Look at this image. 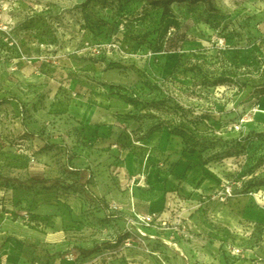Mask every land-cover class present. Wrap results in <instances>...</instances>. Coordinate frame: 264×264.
Wrapping results in <instances>:
<instances>
[{"label": "rangeland", "instance_id": "rangeland-1", "mask_svg": "<svg viewBox=\"0 0 264 264\" xmlns=\"http://www.w3.org/2000/svg\"><path fill=\"white\" fill-rule=\"evenodd\" d=\"M101 109L138 123L128 144L121 140L139 158L119 180L130 198L142 204L163 190L187 198L157 187L184 152L189 169L202 164L217 181L203 200L220 202L226 181L241 182L220 203L236 199L264 214V0L174 2L167 14L147 0H0V221L62 232L61 249L48 257L72 252L114 264L142 249L128 221L145 213L135 199L129 209L95 199L69 173L70 148L91 147L86 128ZM147 140L153 147L141 145ZM54 177L66 185L26 183ZM39 198L52 200L46 211ZM155 212L168 227L185 221ZM238 228L216 244L220 259L264 264V222Z\"/></svg>", "mask_w": 264, "mask_h": 264}, {"label": "crops", "instance_id": "crops-1", "mask_svg": "<svg viewBox=\"0 0 264 264\" xmlns=\"http://www.w3.org/2000/svg\"><path fill=\"white\" fill-rule=\"evenodd\" d=\"M89 119L90 125L86 128L88 133L86 137L92 140L91 147L88 150L86 148L82 150L78 146L70 148L71 165L68 169L71 171L70 174H75L73 181L85 185L88 183L90 187L88 192L95 199L100 197L105 201H117L125 205L126 209H129L131 203L134 204L135 199L138 211L161 212L162 217L171 222L181 217L188 225L186 237L174 239L175 243L171 241V237L173 235L175 237L171 230L157 228L147 230L146 241L153 254L149 255L142 249L128 252V260L125 264H225L217 254L219 249L216 244L222 243L221 239H228L231 232L239 229L238 227L245 222L253 220L264 222V214L251 208L238 207L236 199L226 203L203 200L201 194L210 191V187L214 190L219 189L217 181H213L212 184L204 176V172L208 169L202 164L189 169V157L185 156L184 152L181 153L179 165H176L171 173H167L169 180L166 181V186L162 182L157 187L183 190L188 195L187 198H171L168 195L174 197L172 191L166 193L165 190L152 195L149 201L142 204L136 200V196L130 198L128 191H123L126 190V186H123L119 180L123 171L133 173L138 169L139 158L133 155L129 157L127 154H129L130 141L129 145H121L123 142L121 140L125 137V143L128 144L126 132L131 134L130 130L132 127L135 129L138 123L133 124L132 120L115 118L107 109L91 112ZM123 125H128V128H124ZM152 143L147 140L142 141L141 145L153 147ZM119 157L120 159L124 157L127 161L122 163ZM165 157H168V154ZM169 157L172 158L173 155ZM122 164L124 167H121ZM180 173L185 175L182 180L179 179ZM74 198L71 199L75 200ZM39 199L43 202L52 201L49 198ZM46 205L47 203L44 202L36 206L38 211H46ZM51 212L57 213L56 210ZM16 225L9 221H0V264H73L58 254L53 257L47 255L61 249L62 232H54L52 229L42 232ZM244 263H246L244 260L233 259L230 264Z\"/></svg>", "mask_w": 264, "mask_h": 264}, {"label": "built area", "instance_id": "built-area-1", "mask_svg": "<svg viewBox=\"0 0 264 264\" xmlns=\"http://www.w3.org/2000/svg\"><path fill=\"white\" fill-rule=\"evenodd\" d=\"M235 127L238 129L239 126H235ZM233 183L234 182L226 181L223 184L222 191L220 192L219 194L220 196L218 198L220 202H224L226 199L233 196L235 188L241 185V182H237L236 183L237 186H235ZM112 207L111 210L116 208V206H112ZM22 216L24 218V221H28L30 217L27 212H24ZM128 221L130 225H132L134 228L136 227V230L138 231V233L136 234V240L138 241V244H140L142 250L151 254L152 251L147 247V244L145 242L146 237L148 235L147 230H150L152 228H157L161 230H171L172 233L175 234L176 236L175 239L177 238V236L181 238H185L188 233V225L185 221H182L181 219H177L176 222L173 224V226L168 227L167 221L161 220L159 214H157L155 211H149L145 213L132 212V215ZM171 240L174 242V236L171 237ZM132 241L133 240L129 237L126 239L124 244L126 246H130ZM162 241L166 243V241L164 240ZM63 258L72 262L73 264H91V262L83 261V259L79 258L78 254L72 252L65 254ZM125 261L126 260L123 257H119L115 261L116 263L114 264H125ZM107 264H110V262H107Z\"/></svg>", "mask_w": 264, "mask_h": 264}, {"label": "trees", "instance_id": "trees-1", "mask_svg": "<svg viewBox=\"0 0 264 264\" xmlns=\"http://www.w3.org/2000/svg\"><path fill=\"white\" fill-rule=\"evenodd\" d=\"M85 1L90 2L91 0H85ZM147 1H149V3H151L155 6L159 7L163 14H167L170 11L171 4L174 2H177V3H181V2H191V3L204 2L209 7H211V1L212 0H147ZM5 179L8 180L9 178H5ZM11 180L20 182L17 179H11ZM26 183H28L29 185L36 184V183H40V184H44V185L50 184V183L66 185L57 177H55V178H43V179L29 178L28 180H26ZM94 252H95V249H81V255L82 256H88V255L93 254Z\"/></svg>", "mask_w": 264, "mask_h": 264}]
</instances>
